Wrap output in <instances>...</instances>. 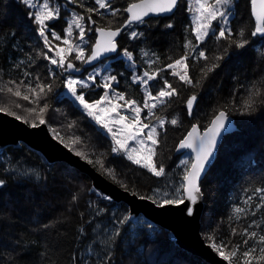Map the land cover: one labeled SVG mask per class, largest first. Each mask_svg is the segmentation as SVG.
Wrapping results in <instances>:
<instances>
[{"label":"trees","instance_id":"obj_1","mask_svg":"<svg viewBox=\"0 0 264 264\" xmlns=\"http://www.w3.org/2000/svg\"><path fill=\"white\" fill-rule=\"evenodd\" d=\"M134 1L110 0L112 8L119 10L118 14L93 12L94 26H121L126 19L124 9ZM17 3L0 0V108L15 112L23 121L28 120V124L38 122L26 111L37 105L13 96L7 88L15 91L19 87L24 94L28 86L51 84L52 91L39 102L40 106L44 103L49 106L44 118L51 131L54 129L75 152H84L85 160H92L91 165L101 168L98 170L113 182L155 199L164 198L159 192L168 193L169 198L182 194L176 190L181 189L184 174L182 155L175 154L178 142L193 124L204 128L216 112L225 110L237 118L239 129L223 137L217 157L206 172L209 174L201 182L206 204L201 216V234H206L203 236L209 244L211 236L229 248L240 245L241 252L245 250V237L240 233L245 228L264 234V207H257L264 201L262 194L256 192L264 189V36L251 35L255 20L250 0H236L230 20L232 39L246 40L244 48H237L227 40H217L211 34L197 44L181 0L175 14L149 17L144 23L131 24L118 37L117 53L131 52L139 71L160 70L157 79L149 83L153 95L165 79L178 92L155 109L157 116L166 118L159 132L155 157L158 166L164 165L162 177L153 176L122 154H110L102 133L77 109L70 107L65 98H52L62 79L49 74L37 31L27 20L22 3L19 6ZM66 3L86 20L87 8L97 7L94 0H66ZM135 30L142 35L133 39L130 33ZM188 40L193 41L191 49L184 47ZM200 51L205 52L207 60L199 58ZM186 53L194 86L183 84L166 67ZM217 56L223 57L221 61L215 59ZM149 61L156 63L150 67ZM213 63L218 67L204 76L202 70ZM111 67L117 76V89L142 104L144 92L131 80L129 66L123 59L114 58ZM256 92L259 95H253ZM100 93L101 90L89 91L85 98L93 101ZM193 94L197 101L189 114L186 102ZM250 97L254 103L246 110L245 101ZM173 118L178 120L177 125L170 123ZM77 137L80 143H73ZM21 144L5 147L0 153V180L4 181L0 186V264H208L176 245L167 230L145 219L127 225L120 223L128 212L125 203L112 202L99 195L92 188L90 178L76 168L65 162L48 163L40 152ZM108 169L113 171L116 180L108 174ZM237 207L246 210L239 218L234 214ZM253 245L261 246L249 240L248 246Z\"/></svg>","mask_w":264,"mask_h":264},{"label":"snow or ice","instance_id":"obj_2","mask_svg":"<svg viewBox=\"0 0 264 264\" xmlns=\"http://www.w3.org/2000/svg\"><path fill=\"white\" fill-rule=\"evenodd\" d=\"M251 13L255 20L254 31L252 36H264V0H250ZM22 3L29 9H36L34 12H30L29 15L32 18L34 24L37 26L39 36L43 40L44 47L48 50V53L53 55L44 54V58L49 60L50 63L64 72L71 73L72 71H79L76 64L69 59L74 55V60L79 61L82 64L91 65L93 61H99L102 57H105L107 53L117 52L116 37L121 34L122 28L116 27H96L95 33L97 38L91 45L90 52L86 54L84 45L88 43L86 36L88 31L92 29H86L85 17L83 15L73 13L71 19L67 22V26L63 35L58 34L56 31H49L48 22L57 19L60 16L58 7H51L48 0H42L37 5L34 0H22ZM96 8H87L88 22L90 24H96V21L92 19L91 14L93 12L101 14L100 10L111 11L112 16H116L119 12L118 9H113L110 0H95ZM178 4V0H137L128 4L125 12L128 13V17L124 22V27H128L134 23H144L145 18L150 15H161L165 13H171ZM232 4V0H191L189 5V11L192 15V33L195 37L197 44H201L211 35H215L217 40H227L231 44H235L237 48H244L247 41H236L232 39V30L227 27L229 23L227 9ZM83 6V5H81ZM214 22H219L220 27L218 34L213 31ZM112 21L109 20L108 24L111 25ZM172 27V25H168ZM74 29L78 30V34L74 39ZM142 33L131 31L130 36L133 39L138 38ZM242 35V33H241ZM51 37V39H50ZM53 41H58V44H53ZM78 41V42H77ZM184 47L186 49L193 48V41L188 40ZM144 56H148L147 52L143 53ZM124 56L128 61H133V55L128 50L124 51ZM199 58L207 60L204 51L199 52ZM222 56L215 57L216 60L222 59ZM189 55L186 53L180 58L174 60L172 63L167 64V69L171 70V75L177 77L183 84L194 86L193 78L189 73ZM156 63V61H149V66ZM218 67V64L213 63L211 66L203 69V75L207 74L213 69ZM109 71V69H105ZM160 70L153 72L144 71L142 76H134L133 82L143 85L144 87V100L143 104L137 102L135 99H129L125 93L116 91L113 87L117 83L116 75H101L100 71L94 69L90 73L86 80L73 78L69 75L64 81V87L79 103V106L91 117L96 124L106 130L113 140L114 146L112 152L123 153L129 161L133 164L139 165L155 177H162L165 175L164 165L161 163L159 166L155 160L157 155V146L159 144V132L156 124H152L150 119H155L158 122L159 128H164L166 121L164 118L159 117L155 113V109L158 105H165L173 96L178 94L177 89L165 79L163 86L157 92L156 95L149 90L148 85L150 81L157 79ZM53 75H55L53 73ZM103 81L98 86L103 88V95L98 99L89 101L85 98L83 92H78V89H86L97 84V78ZM91 82V84L89 83ZM198 83V82H197ZM52 91L51 84L37 83L35 87L28 86L27 92L22 94L19 87L13 90L12 87L7 88V92L15 97L22 98L25 101L37 105L26 109L30 115H34L38 123L33 121L30 126L33 128L46 124L44 114L48 110V104L44 103L43 106L39 105L40 100ZM253 95H259V92L253 93ZM197 101L195 94L191 95L187 99V109L189 114L192 113L194 103ZM254 101L251 97L245 101L246 110L251 109ZM20 107V105H17ZM146 110L147 114L142 118V113ZM0 111L7 112L8 115L15 116L17 120L21 117L15 112L8 111L5 108H0ZM228 117L224 111H220L218 115L211 121L210 127L201 135L196 125H193L191 131L187 133L184 139L179 143L180 149H191L196 153L195 160L189 165L188 161H182L185 167L183 174V183L181 185L182 194H178L175 197L169 198L168 193H164V198L159 201L153 199V203L159 207H165L169 205H182L185 201L195 205L201 195V189L199 186V179L201 173L204 171L205 165L209 161V158L213 155V151L217 144V137L221 135V131L225 128V122ZM25 123H29L28 120H24ZM172 125H177L178 120L173 118L170 120ZM53 133L60 139L61 143H64V138L60 137L55 130ZM73 143H80L79 137L75 138ZM68 147L67 144H65ZM75 154L83 159H86V154L82 151H76ZM88 163H93L92 160H88ZM103 167L102 161H97ZM108 174L115 179V175L111 169H108ZM4 184L3 180H0V186ZM122 187L124 185H121ZM181 189H177V193H180ZM257 193H261V200L264 201V189H256ZM144 199L145 197H140ZM251 199V198H249ZM247 202V201H246ZM257 207H264V204ZM193 208L187 207V214H193ZM246 210L240 207L234 209V214L239 218L240 214ZM129 217L125 216L120 223L128 221ZM118 234V233H117ZM237 234V230L233 229V235ZM240 235L244 236L243 245L245 250L241 252L240 245H235L229 248L223 242L217 243L213 237H209L210 247L215 251L227 264H261L264 262V234H258L255 231L249 232L245 228ZM249 240H255L260 247L255 245L248 246ZM256 253H259L256 255Z\"/></svg>","mask_w":264,"mask_h":264},{"label":"water","instance_id":"obj_3","mask_svg":"<svg viewBox=\"0 0 264 264\" xmlns=\"http://www.w3.org/2000/svg\"><path fill=\"white\" fill-rule=\"evenodd\" d=\"M176 9L177 7L171 13L150 15L145 19L149 17L173 15ZM125 14L127 19L128 13L125 12ZM124 22L121 26H119L122 28V30L127 28L124 27ZM118 37L119 36L116 37V41L118 40ZM96 38L97 34L95 33L94 42ZM116 53L117 52L107 53L105 54V57H102L99 61H93L91 65L82 64V66L78 68V72L72 71L71 73L76 75L80 74L85 68L95 65L103 59L110 58ZM220 111H218L212 117L209 124L204 128H200L197 124H193L198 127L201 135L210 127L211 121L216 115H218ZM224 112L226 113L228 119L225 122V128L221 131V135L217 137V144L213 151V155L209 158V161L205 165L204 171L201 173L199 179L201 195L195 205H191L190 202L185 201V204L182 205L159 207L157 204H154L153 200L149 197L141 199V196H138L136 193L130 192L127 189L121 188L119 185L110 181L101 173H99L90 163L87 162V160L77 156L70 148L66 147L64 143H61L60 140L51 134L47 123L33 128L30 126V124L25 123L22 119L17 120L15 116L8 115L7 112L3 111H0V153L5 147L12 145L16 146L22 142L27 144L30 148L40 152L45 157L46 161L60 160L61 162H65L68 165L70 164L80 172L90 176V180L92 179L91 181L93 188L99 190L114 202H123L126 204L128 207L127 217H129L126 223L130 222L141 214L149 221H153L158 226L168 230L174 238V243L180 248L202 257L210 264H227V262L222 260V258L215 251H213V249L209 246L210 244L207 243L200 232V220L204 208L201 182L204 179V175L217 157L218 149L223 137L238 129L235 117L226 111ZM193 125L189 128L182 139H184L187 133L191 131ZM180 141L176 146L175 153L181 154L185 151H188L192 155V162H194L196 153L191 149H180ZM187 207L193 208L194 211L192 215L187 214Z\"/></svg>","mask_w":264,"mask_h":264},{"label":"rangeland","instance_id":"obj_4","mask_svg":"<svg viewBox=\"0 0 264 264\" xmlns=\"http://www.w3.org/2000/svg\"><path fill=\"white\" fill-rule=\"evenodd\" d=\"M16 2L18 1V3L17 4H19V2H21L22 3V0H15ZM95 1V0H94ZM137 1V0H136ZM235 1L236 0H232V4L231 5H229L228 6V9H227V13H228V19H229V23H228V25H227V27L228 28H230V20H231V18L233 17V15H234V3H235ZM34 2H36L37 3V5H39L41 2H42V0H34ZM48 2H49V4H50V6L51 7H58L59 8V11H60V16L57 18V19H55V20H53V21H50V22H48V24H49V31H56L58 34H61V35H63V33H64V30H65V28H66V26H67V22L71 19V16H72V14L73 13H75V14H79L74 8H72L71 6H69V4H67L66 3V0H48ZM181 3L184 5V7H186V9H187V11H188V14H189V18H190V21H191V26L193 27V24H192V13L188 10L189 9V5H190V3H191V0H181ZM22 6L24 7V10H25V15H26V18L31 22V24H32V26H33V28L35 29V30H37V26L34 24V22H33V20H32V18L30 17V15H29V13L30 12H34L36 9H29L27 6H25L24 4H22ZM128 6V5H127ZM126 6V7H127ZM100 11H102V12H105L106 14L107 13H111V11H106V10H100ZM80 15V14H79ZM126 15V14H125ZM85 27H86V29H89L90 27V29H92V28H94V29H92L91 31H88V33H87V36H86V40L88 41V43L86 44V45H84V47H85V49H86V54H88V52L90 51V48H91V45L93 44V42H94V38H95V28H96V26H94L93 24H90L89 22H88V19L86 20L85 19ZM134 24H137V23H134ZM219 27H220V24H219V22H214V25H213V31L214 32H216L217 34H218V31H219ZM133 28H135L136 29V26H134ZM124 30V29H123ZM122 30V31H123ZM121 31V32H122ZM37 34H38V31H37ZM78 34V30H75L74 29V39H75V36ZM90 35V36H89ZM38 39L40 40V43H41V46H42V56L44 57V54L45 53H47L48 55H53V53H48V50L44 47V44H43V40H42V38L39 36V34H38ZM50 39H51V37H50ZM92 39V40H91ZM78 42V41H77ZM59 42L58 41H53V44H58ZM45 52V53H44ZM74 55L75 54H73V56H71V57H69V59L70 60H72V62L73 63H75L76 64V66H77V68H80L81 66H82V63H80L79 61H75L74 60ZM114 58H121V59H123V61H124V63H126L128 66H129V68H130V70H131V80L133 81V77L134 76H142L143 75V72L144 71H139L138 69H137V66H136V64H134L133 63V61H128L127 60V58L124 56V51L123 52H118V53H116V55H114V57L113 58H107V59H103L102 61H100V62H98L97 64H95V65H93V66H91V67H88V68H85L80 74H72V73H69V72H64L62 69H60V68H58L57 66H54V65H52L51 63H50V61L49 60H47V59H45L44 58V60H45V63H46V68H47V70H48V72H49V74L51 75V76H55V77H58L60 80L62 79V84L60 85V87H59V89L56 91V92H54V93H52V98L53 99H61V98H65L67 101H68V104H69V106L70 107H73V108H75V109H77L80 113H81V115H83L84 117H85V119L86 120H88L100 133H102V135L105 137L104 139H103V141H104V143L108 146V148H109V151H110V154H112V155H118V154H122L124 157H125V159H127V157L123 154V153H114V152H112V148H113V146H114V143H113V140H112V138H111V136L109 135V134H107V132H106V130H104L103 128H101L98 124H96V122L91 118V117H89L88 115H87V113L83 110V108L82 107H80L79 106V103L75 100V98L71 95V93H69L68 91H67V89L64 87V81L66 80V78L69 76V75H72V77L73 78H76V79H84V80H86L87 79V77H88V75L90 74V73H92L93 72V70L94 69H96V70H98V71H100V73H101V75H108V74H111V75H114L113 74V70H112V67H111V61L114 59ZM105 69H109V71H105ZM171 71V70H170ZM53 73L55 74V75H53ZM89 83L91 84V82L89 81ZM101 83H103V81L100 79V77H98L97 78V84L96 85H93V86H91V87H89V88H86V89H78V92H83L84 93V95L86 94V93H88L89 91L90 92H95V91H98V90H101V93H100V96L101 95H103V88H101V87H99L98 85L99 84H101ZM118 83V82H117ZM117 83H115L114 85H113V87H114V89L116 90V91H119L118 89H117ZM150 83V82H149ZM139 86H140V88L143 90V92H144V87H143V85H140V84H138ZM148 88H149V90H150V87H149V85H148ZM151 91V90H150ZM156 95V94H155ZM99 96V97H100ZM98 99V98H97ZM142 104H143V102H142ZM141 104V105H142ZM158 106H160V105H158ZM225 111V110H224ZM227 112V111H226ZM146 114H147V112H146V110H145V112L144 113H142V118L144 117V116H146ZM163 118V117H162ZM150 119V122L152 123V124H156L157 125V127H158V132H160V130H162L161 128H159V126H158V122L156 121V120H153V119H151V118H149ZM165 120H166V118H164ZM247 124V123H246ZM48 125V124H47ZM48 127H49V125H48ZM239 129V128H238ZM238 129L237 130H235L234 132H236V131H238ZM49 130H50V127H49ZM50 132H52L51 130H50ZM233 132V133H234ZM52 134V133H51ZM53 135V134H52ZM54 136V135H53ZM22 143V142H21ZM25 144V143H24ZM64 144H66V143H64ZM25 145H27V144H25ZM12 146H14V145H12ZM28 146V145H27ZM181 160H180V162H181V164H182V167H183V170L185 171V167H186V165H184L183 163H182V161H188L189 162V165L188 166H190V164H191V162H192V155H191V153L190 152H188V151H185V152H183V153H181ZM44 157V156H43ZM45 158V157H44ZM136 165V164H135ZM93 166V165H92ZM137 166H139V165H137ZM94 167V166H93ZM139 167H141V166H139ZM74 168V167H73ZM95 168V167H94ZM141 168H143V167H141ZM96 169V168H95ZM143 169H145V168H143ZM145 170H147V169H145ZM97 171L99 172V173H101L98 169H97ZM89 178H90V176L89 175H87ZM92 180V179H91ZM90 180V181H91ZM91 183H92V181H91ZM114 183H116V182H114ZM117 184V183H116ZM118 185V184H117ZM120 186V185H119ZM121 187V186H120ZM92 188H93V186H92ZM95 189V188H94ZM124 189H126V188H124ZM96 191H98V192H100L99 190H97V189H95ZM128 190V189H127ZM130 191V190H129ZM131 192V191H130ZM100 193H102V192H100ZM134 193V192H133ZM160 193V194H159ZM158 194L159 195H164V193L163 192H159ZM103 194V193H102ZM105 195V194H104ZM138 195V194H137ZM139 196H141V197H150L151 199H154L153 197H151V196H142V195H139ZM108 197V196H107ZM160 199H162V198H156V200L157 201H159ZM200 230H201V227H200ZM201 232V231H200ZM203 237V236H202ZM204 238V237H203ZM187 251V250H186ZM210 264V263H209Z\"/></svg>","mask_w":264,"mask_h":264},{"label":"bare ground","instance_id":"obj_5","mask_svg":"<svg viewBox=\"0 0 264 264\" xmlns=\"http://www.w3.org/2000/svg\"><path fill=\"white\" fill-rule=\"evenodd\" d=\"M10 1H12V0H10ZM74 2V1H73ZM179 2H180V0H179ZM178 2V3H179ZM23 4V3H22ZM21 5V4H20ZM72 5V4H71ZM18 6H19V4H18ZM184 6V5H183ZM10 12V11H9ZM179 13V12H178ZM249 13V12H248ZM175 14V13H174ZM158 17V16H157ZM28 18V17H27ZM253 18V17H252ZM23 19V18H22ZM29 19V18H28ZM27 19V20H28ZM30 20V19H29ZM147 21V20H146ZM21 22V21H20ZM28 23V22H27ZM250 24V23H249ZM19 25H20V23H19ZM99 25V24H98ZM148 25V24H147ZM15 26H17V24L15 25ZM34 26V25H33ZM30 27V26H29ZM91 28V27H90ZM89 28V29H90ZM92 29H94V28H92ZM126 29V28H125ZM133 29V28H132ZM131 30V29H130ZM37 31V30H36ZM136 31V30H135ZM90 36V35H89ZM92 40V39H91ZM260 45V44H259ZM258 45V46H259ZM247 46L249 47V45L247 44ZM231 48V47H230ZM235 49V48H234ZM250 49V48H249ZM257 49V48H256ZM257 51V50H256ZM229 52H231L230 50H229ZM228 52V53H229ZM255 52V51H254ZM262 52V51H261ZM45 53V52H44ZM89 53V52H88ZM229 55V54H228ZM45 61V60H44ZM221 61V60H220ZM2 101H0V103H1ZM8 102H10V101H8ZM1 105V104H0ZM5 105V104H4ZM217 113V112H216ZM22 119V118H21ZM193 119V118H192ZM195 119V118H194ZM237 119V118H236ZM194 122V121H193ZM237 122V121H236ZM239 122V121H238ZM32 123V122H31ZM38 123V122H37ZM48 124V123H47ZM193 124V123H192ZM246 125V124H245ZM189 126V125H188ZM250 126V125H249ZM252 126V125H251ZM255 126V125H254ZM49 128V127H48ZM239 128V127H238ZM254 128V127H253ZM257 129V128H256ZM51 130V129H50ZM52 133V132H51ZM52 134H54V133H52ZM232 134V133H231ZM55 135V134H54ZM229 135V134H228ZM235 135V134H234ZM55 137V136H54ZM57 137V136H56ZM57 139H58V137H57ZM178 139V138H177ZM232 139V138H231ZM59 140V139H58ZM226 140V139H225ZM15 143V142H14ZM65 143V142H64ZM226 143V142H225ZM229 143V142H228ZM254 143V142H253ZM233 144V143H232ZM232 144H231V146H232ZM20 145H22L21 143H19L18 145H16V147H18V146H20ZM67 145L69 146V144L67 143ZM224 145V144H223ZM259 146V145H258ZM8 147V146H7ZM9 147H11V146H9ZM69 148V147H68ZM231 148V147H230ZM257 148V147H256ZM71 150H73L72 148H70ZM220 150V149H219ZM227 150V149H226ZM73 152L75 153V150H73ZM227 152H228V150H227ZM220 153V152H219ZM262 153V152H261ZM40 154V153H39ZM176 154V153H175ZM222 155H223V153H221ZM1 155V154H0ZM4 155V154H3ZM225 155H227L228 156V153L227 154H225ZM83 159V158H82ZM87 159V158H86ZM89 160V159H88ZM225 160V159H224ZM1 161V160H0ZM47 162L48 163H55V162H61L60 160H57V161H48L47 160ZM176 162V161H175ZM221 162H223V161H221ZM94 164V163H93ZM70 165V164H69ZM95 165H96V163H95ZM71 166V165H70ZM99 166V165H98ZM212 167V166H211ZM220 167V166H219ZM99 168V167H98ZM98 168H96V170L98 169ZM99 169H101V168H99ZM214 169V168H213ZM212 169V170H213ZM218 169V168H217ZM222 169V168H221ZM216 170V169H215ZM229 170V169H228ZM237 170V169H236ZM183 171V170H182ZM182 171H179V172H182ZM209 171V170H208ZM220 171V170H219ZM240 171V170H239ZM226 172V171H225ZM211 173V172H210ZM217 173V172H216ZM235 172H233V174H234ZM104 177H106L103 173H101ZM207 174V173H206ZM209 174V173H208ZM207 174V175H208ZM218 174H220V173H218ZM232 174V175H233ZM236 176V175H235ZM238 176V175H237ZM108 177V176H107ZM106 177V178H107ZM107 179H109V178H107ZM111 179V178H110ZM109 179V180H110ZM215 179V178H214ZM116 180V179H115ZM110 181H112V180H110ZM117 181H119V180H117ZM113 182V181H112ZM119 185H120V183H118ZM232 184V183H231ZM122 185V184H121ZM203 187V186H202ZM122 188V187H121ZM124 188H125V185H124ZM160 189V188H159ZM167 189V188H166ZM178 189H180V188H178ZM171 190V189H170ZM177 190V189H176ZM96 191V190H95ZM155 191V190H154ZM163 191V190H162ZM182 191V190H181ZM94 192V191H93ZM93 192H91V193H93ZM99 193V195L101 194L102 196L104 195V194H102V193H100V192H98ZM155 193H157V191L155 192ZM160 194V193H159ZM94 195V194H93ZM98 195V194H97ZM156 195V194H155ZM158 195V194H157ZM170 195V194H169ZM176 195V194H175ZM108 200H111L110 198H108L106 195H104ZM139 196V195H138ZM151 196V195H150ZM163 196V195H162ZM153 197V196H152ZM170 197V196H169ZM173 197V196H172ZM150 198V197H149ZM106 199V200H107ZM155 199V198H154ZM94 200V199H93ZM153 200V199H152ZM156 200V199H155ZM112 202H113V200H111ZM105 202V201H104ZM104 202H103V205H104ZM205 202V201H204ZM94 203V202H93ZM205 204V203H204ZM206 205V204H205ZM205 207V206H204ZM102 208V207H101ZM128 208V207H127ZM120 209V208H119ZM128 210V209H127ZM204 210V209H203ZM124 213V212H123ZM125 214V213H124ZM128 215V212H127V214H126V216ZM201 216H203V214L201 215ZM236 218V217H235ZM143 219H145V220H147V221H149L148 219H146L143 215H141L140 214V216H138V217H136V218H134L133 220H131L130 222H128V223H126L125 222V224L127 225V224H129V223H133V222H136V221H139V220H143ZM123 220V219H122ZM201 221V220H200ZM150 223H152V224H154V225H157L156 223H154L153 221H149ZM238 223V222H237ZM118 225V224H117ZM158 226V225H157ZM159 227V226H158ZM202 228V230H203V227H201ZM102 231V230H101ZM168 231V230H167ZM201 231V230H200ZM205 231V230H204ZM169 232V231H168ZM203 232V231H202ZM203 234H205V233H202L201 235L203 236ZM206 235V234H205ZM203 236V237H206V236ZM208 235V234H207ZM207 237H209V236H207ZM173 240H174V238H173ZM254 243V242H253ZM99 247V246H98ZM90 249V248H89ZM181 249H183V248H181ZM185 250V249H184ZM189 253H191V254H193V255H195V256H197L198 258H200V259H202L203 260V258L202 257H200V256H198V255H196V254H194V253H192V252H190L189 251ZM204 261L206 262V263H208L209 264V262H207L205 259H204Z\"/></svg>","mask_w":264,"mask_h":264}]
</instances>
